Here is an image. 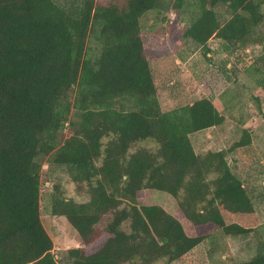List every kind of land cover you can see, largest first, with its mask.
<instances>
[{"label": "trees", "instance_id": "trees-1", "mask_svg": "<svg viewBox=\"0 0 264 264\" xmlns=\"http://www.w3.org/2000/svg\"><path fill=\"white\" fill-rule=\"evenodd\" d=\"M220 5L231 14L224 23ZM170 10L205 56L219 40L225 74L258 76L264 116V43L255 39L264 0H0V264H187L214 228L255 234L258 252L240 264H264V225L240 177L257 158L251 133L197 154L191 135L224 116L208 98L162 108L142 19ZM258 43L256 59L246 51ZM44 162L84 199L59 185L50 195L51 214L83 245L58 259L41 221ZM146 190L175 198L196 236L163 207L140 205Z\"/></svg>", "mask_w": 264, "mask_h": 264}, {"label": "rangeland", "instance_id": "rangeland-1", "mask_svg": "<svg viewBox=\"0 0 264 264\" xmlns=\"http://www.w3.org/2000/svg\"><path fill=\"white\" fill-rule=\"evenodd\" d=\"M216 11L222 23L231 18L230 11L224 6H218ZM184 27L178 14L172 10L161 15L147 14L142 19V34L156 75L162 108L168 111L208 98L224 116L222 125L191 135L197 154L229 149L245 130L251 133L257 158L240 177L253 198L256 223L264 225V116L255 100L259 95L255 83L258 76L234 73L232 70L225 74V71L220 70L223 69V55L214 54L220 48L219 40L212 39L209 42L208 47L212 53L205 56L201 48L183 39ZM255 39L264 43V23L258 28ZM260 43L248 46L247 54L259 58L263 50ZM206 57L212 60L211 63H208ZM227 69H231V65ZM72 134L68 128L63 138L67 139ZM144 146L151 147L150 144ZM233 156L228 158L230 165ZM55 185L64 188L68 199L77 202L84 199L79 196L81 192H78L64 169L49 167L44 162L41 176V221L53 240V251L58 259L62 251L81 248L83 245L66 218L53 216L50 212L49 198ZM139 204L163 207L181 222L188 236H196L193 225L182 214L177 200L169 194L146 190L142 192ZM232 222L235 220H227L228 224ZM257 238L253 233L247 236H227L222 229L214 228L209 232L208 239L191 253L187 264H240L249 261L258 252Z\"/></svg>", "mask_w": 264, "mask_h": 264}]
</instances>
